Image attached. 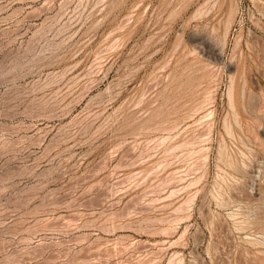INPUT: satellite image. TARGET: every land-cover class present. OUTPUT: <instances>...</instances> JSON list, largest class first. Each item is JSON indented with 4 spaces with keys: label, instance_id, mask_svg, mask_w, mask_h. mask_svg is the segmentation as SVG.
I'll return each mask as SVG.
<instances>
[{
    "label": "rangeland",
    "instance_id": "1",
    "mask_svg": "<svg viewBox=\"0 0 264 264\" xmlns=\"http://www.w3.org/2000/svg\"><path fill=\"white\" fill-rule=\"evenodd\" d=\"M0 264H264V0H0Z\"/></svg>",
    "mask_w": 264,
    "mask_h": 264
},
{
    "label": "bare ground",
    "instance_id": "2",
    "mask_svg": "<svg viewBox=\"0 0 264 264\" xmlns=\"http://www.w3.org/2000/svg\"><path fill=\"white\" fill-rule=\"evenodd\" d=\"M201 12H202V11H201ZM199 13H200V12H199ZM196 32H197V31H196ZM224 38H225V37H224ZM201 43H202V42H201ZM194 110H195V109H194ZM194 110H193V111H194ZM193 111H192V113H193ZM195 113H196V112H195ZM193 114H194V113H193ZM206 115H207V114H206ZM209 115H210V114H209ZM209 115H208V116H209ZM203 117H204V115H203ZM201 118H202V117H201ZM198 137H199V136H198ZM166 138H167V137H166ZM163 140H164V139H163ZM193 141H194V140H193ZM199 141H200V140H199ZM189 144H190V143H189ZM197 144H198V143H197ZM180 145H181V144H180ZM183 145H184V144H183ZM183 145H182V146H183ZM187 145H188V144H187ZM182 146H181V147H182ZM188 146H189V145H188ZM173 147H174V146H173ZM200 149H201V148H200ZM171 150H172V149H171ZM173 150H174V149H173ZM193 150H194V149H193ZM199 152H200V151H199ZM201 152L203 153V151H201ZM188 154H189V153H188ZM197 154H198V153H197ZM199 154H201V153H199ZM199 154H198V155H199ZM192 156H193V155H192ZM194 156H195V155H194ZM231 160H232V159H231ZM231 164H232V163H231ZM173 191H174V189H173ZM171 193H173V192H171Z\"/></svg>",
    "mask_w": 264,
    "mask_h": 264
}]
</instances>
